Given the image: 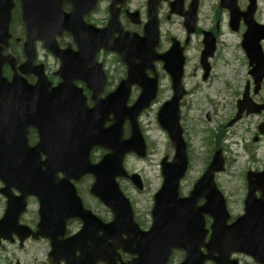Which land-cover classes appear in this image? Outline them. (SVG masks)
Instances as JSON below:
<instances>
[{
  "label": "water",
  "instance_id": "95a60500",
  "mask_svg": "<svg viewBox=\"0 0 264 264\" xmlns=\"http://www.w3.org/2000/svg\"><path fill=\"white\" fill-rule=\"evenodd\" d=\"M19 1L26 39L23 47L26 63L18 67L19 72L28 75L27 71L32 69L35 58L34 44L41 41L46 50L51 51L62 61L59 71L62 84L50 93L42 92L40 85L45 88L49 86L43 76L42 67H39L40 74L34 87L26 85L18 74V76L14 75L10 82L2 77L1 71L5 64L15 70L13 59L8 56L3 57V50L8 47L10 36L8 26L14 5L11 0H0V158H9L10 156L8 157L5 153L10 148L20 149L21 143L25 141L27 128H35L40 137L38 146L28 150V155L23 156L25 158L28 156L29 168L23 169L21 166L17 170L5 166L6 169H0V171L6 172L3 175L7 182H10L15 174L21 180L22 173L29 177L25 188L26 195H35L40 201L38 231L33 237L47 238L48 236L51 239V256L55 262L63 257V254H69L71 246L76 245L75 242L69 243V241L58 243L59 238L65 234V221L69 218H78L83 221L80 237L83 234L86 235V231H90L94 226L95 217L82 208L81 201L76 197L75 190L70 184V179L77 181L84 175L94 176L95 183L91 193L110 208L114 215L113 223L102 226V232L106 236L126 234L131 238L130 244L132 243L136 248L123 250L137 253L140 260L145 255L143 259L148 260L160 257L162 253L158 245L160 240L171 242L161 264L168 257L167 251L176 246L186 251L183 264H203V261L209 259L216 261L217 264H228L226 259L232 251L250 253L253 249L251 242L254 236L257 235V231L262 230L260 228L264 225V204L259 205L253 201L251 192L254 191L252 186L255 185L251 179L248 183L250 193L245 201V215L230 226L226 225L229 216L223 197L220 192H217L213 181L214 174L222 170V161L217 154L194 185L190 195L183 199L179 197L180 180L183 179L188 164L185 143L178 125V105L184 93L181 87L182 59L179 57L173 60L169 57L164 60L173 83V97L158 112V123L167 131L175 148V155L172 162L168 163L164 159L161 164L163 184L155 196L152 211L153 223L150 232L143 233L134 224L128 200L121 196L114 181L120 172L122 177L126 176L122 169V160L126 154L137 153L143 157L145 153L136 118L152 99V94L148 97V92L156 91L154 84H148L144 80V75H141L139 69L141 65L134 63L143 42L127 37L110 42L107 40L109 28L106 31H94L83 25L82 17L94 6L95 0ZM65 4L71 6L69 14H64L62 10ZM152 24L153 22L149 21L147 31ZM64 31L74 37L79 48L72 57L62 56L64 53L61 54L56 46L55 37L61 36ZM144 40L146 39L142 41ZM101 48L116 52L128 69L127 79L121 82L114 92L117 119L109 129L103 128V120L108 116L104 115L105 118H103L99 111L100 108L109 107V104L100 105L86 112L83 94L74 87L73 83L76 79L83 81L92 90V97H98V92L100 93L104 84V76L101 66L95 63V56ZM87 65H91V69H88ZM92 68L97 71H93ZM98 71L102 81L100 80L101 83L96 92L93 87L96 88L95 80ZM133 84L140 87L142 94L136 105L132 109H127L124 103L131 94L130 89ZM126 120L130 122L131 135L128 140H123L122 126ZM104 145L108 147L111 154L103 157L97 165L89 163L90 150ZM38 153L45 154L44 164H40ZM42 166H45L44 171ZM57 173L63 174L65 178L62 182L54 184L49 179L56 178ZM130 179L140 187L137 175ZM56 185L57 187L54 188ZM11 187L15 188L13 185ZM200 199H204L205 203L197 208L196 203ZM55 201L56 205L49 206V202ZM20 213L9 201L5 215L0 220V236L8 238L6 237L8 231L19 235L20 239L29 236V231L26 230L24 233L17 225ZM203 215H209L213 220L212 233L207 245L204 243L205 232L201 227ZM174 226L179 227V235H175ZM8 228L10 229L7 230ZM164 230L166 231L162 233ZM185 238H189L190 241L188 239V242L183 244L182 241ZM145 244L148 246L144 247ZM201 246L208 250L207 256L200 255L199 247ZM86 249H88L86 252H95L88 255L89 257L106 261L105 258L108 256L106 250L100 253L98 249L93 250L92 247ZM214 253H218L220 257L213 258ZM79 256L77 262L70 264L96 263L94 260L93 263H86L87 260L82 259L86 256L83 252H80Z\"/></svg>",
  "mask_w": 264,
  "mask_h": 264
},
{
  "label": "flooded vegetation",
  "instance_id": "af4514ba",
  "mask_svg": "<svg viewBox=\"0 0 264 264\" xmlns=\"http://www.w3.org/2000/svg\"><path fill=\"white\" fill-rule=\"evenodd\" d=\"M149 1L98 0L91 14L85 17V22L101 29L107 26L112 16H116L117 24L124 33L142 37ZM156 10L159 33L156 54L164 55L173 44H176L184 56V66L186 67L191 62L193 74L200 78L201 82L213 83L216 80V82L222 83L219 93L222 97L221 101L224 103V110L227 111V117L213 138V145L215 149L222 151L225 165L228 163L238 165L242 161L243 168H245L244 178L247 172H252L262 181L260 187L264 192V0H159ZM186 16L189 25L185 28ZM68 38L67 35H63L58 41L61 49L68 46L72 48L71 43L66 42ZM204 41L212 43L213 51L212 56L202 64ZM217 63H220L222 67L221 74L216 72ZM162 66L161 62L156 61L151 65V68L146 70L147 77L158 79V94L153 107L160 100L164 103L171 97L169 86L166 94L160 91L161 81L163 78L166 79ZM103 68L106 72L108 71L106 61L103 62ZM27 82L33 84L35 79L28 76ZM57 83L58 80L52 77L51 84L55 86ZM189 94L190 92L187 90L181 107ZM138 95L139 93L131 94L128 104L132 105ZM104 97L102 96V98ZM207 100L209 99L207 98ZM210 103L212 104L213 101ZM238 104L242 105L244 111L238 121L232 123L231 121L239 111ZM87 106H92L90 97H87ZM145 113L142 115L144 116ZM182 119L183 115H181ZM228 124L229 126H227ZM28 131L27 140L31 147L38 141V132L32 128ZM141 131L143 132V129ZM104 153L106 152L93 150V162H97ZM125 168L128 173H133L128 170V161L125 163ZM58 179L60 180L62 177L59 176ZM141 180L145 184L142 177ZM117 184L122 194L130 197L131 201L130 192L134 187L130 181L119 178ZM1 187H3V183L0 180ZM12 192L14 196L19 195L14 189ZM261 195V191L257 192V196ZM26 200L28 208L22 215L20 223H25L32 229L35 227L34 222L31 224L25 216L28 214L30 205L37 204V200L31 198ZM6 203L5 198L0 196V205H3L0 218ZM91 209L103 223L112 221L111 212L102 209L97 201L93 202ZM36 210L34 209V211ZM134 219H136L140 230L147 231L151 224L150 210L144 217H137L134 213ZM81 226L78 221L70 220L65 238L76 234L80 231ZM46 242L49 246V241ZM117 253L120 254V261L117 260L116 264H133L135 259L133 255L124 254L120 249H117ZM232 257L239 264H258L246 255L234 254ZM183 258L184 255L181 251L171 250L167 264H180Z\"/></svg>",
  "mask_w": 264,
  "mask_h": 264
},
{
  "label": "rangeland",
  "instance_id": "374dc122",
  "mask_svg": "<svg viewBox=\"0 0 264 264\" xmlns=\"http://www.w3.org/2000/svg\"><path fill=\"white\" fill-rule=\"evenodd\" d=\"M14 28L16 29L15 34H19L21 28L16 25H14ZM66 42L72 43V40L68 38ZM36 50L37 61L44 64L45 73L50 77L55 73L59 64L58 61L43 50L40 43L36 44ZM99 59L100 61L104 60L107 62L108 75L113 78V82L109 86L110 90L119 83L117 80L119 78L117 77L120 71L119 67L115 64L113 55L108 57L103 55ZM216 65V72L221 74L222 67L220 63ZM188 67V74L184 77L183 82L185 89L190 91V95L186 97L184 105L181 108L183 115L181 124L184 130L183 136L187 141L189 172L186 174V178L181 186V194H188L193 186L194 180L203 172L207 156L214 149L212 144L213 139L207 131L215 135L218 127L222 124L221 122L225 119L227 112L223 110L224 103L221 101L222 97L219 93L222 83L220 84L216 80L213 83H203L200 81V78L193 74L191 62ZM161 84L163 86L161 91L166 94L170 80L163 79ZM210 101H213V103L211 104ZM159 105L161 104H156V107L147 112L141 119V126L145 138H147L153 154L148 156L145 161L131 157L127 160L129 168L137 169L147 184V188L142 194H133V205L136 212H139L138 215L142 217L145 216L147 209L150 208L152 194L161 185V158L167 156L170 159L174 153V148L166 136L165 131L156 123V112ZM208 137L209 142L207 140ZM242 167H244L242 161L238 165L229 163L226 172L218 175L216 179L219 189L226 197L228 209L232 215H236L240 211L241 201L246 193L243 179L241 178ZM84 196H87V194L84 193ZM2 206L0 205V211ZM35 208V204L30 206L29 214L26 217L28 221L34 220L32 214H34ZM49 251L50 247L48 243L42 239L36 241L27 240L24 242L22 248L19 247L18 241H14L12 244L2 242L0 245V264H51V258L48 256Z\"/></svg>",
  "mask_w": 264,
  "mask_h": 264
},
{
  "label": "trees",
  "instance_id": "16d2710c",
  "mask_svg": "<svg viewBox=\"0 0 264 264\" xmlns=\"http://www.w3.org/2000/svg\"><path fill=\"white\" fill-rule=\"evenodd\" d=\"M14 17H15V22L20 23V16H19L18 10H16L14 12ZM16 37L20 38L21 34H16ZM20 48H21V45L18 44L16 41H15V43L12 44V47H11V51H12L13 55L15 57H17L18 60L22 57Z\"/></svg>",
  "mask_w": 264,
  "mask_h": 264
}]
</instances>
